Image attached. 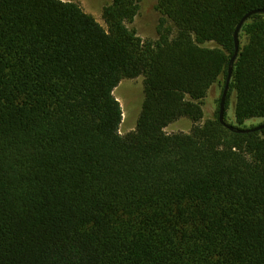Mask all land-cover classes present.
<instances>
[{"label":"trees","instance_id":"16d2710c","mask_svg":"<svg viewBox=\"0 0 264 264\" xmlns=\"http://www.w3.org/2000/svg\"><path fill=\"white\" fill-rule=\"evenodd\" d=\"M139 1L104 5V27L75 1L0 0V264H264V128L202 120L264 0H156V38L128 26ZM238 40L223 119L246 128L264 118V12ZM138 76L122 135L113 89ZM180 117L190 131L167 132Z\"/></svg>","mask_w":264,"mask_h":264},{"label":"rangeland","instance_id":"374dc122","mask_svg":"<svg viewBox=\"0 0 264 264\" xmlns=\"http://www.w3.org/2000/svg\"><path fill=\"white\" fill-rule=\"evenodd\" d=\"M70 1V0H69ZM77 2L84 11L92 14L96 20L105 27L101 17L102 8L110 3L111 0H71ZM156 0H140L138 12L132 23L128 26L134 28L136 33L142 38H156V28L161 20V16L156 9ZM170 25L169 22L166 23ZM213 46L211 42L204 44ZM222 89L221 85L215 83L212 85L202 99L203 121L207 118H214L218 108ZM113 94L119 101L122 109V120L119 127L120 134L124 135L133 130L143 101V76L135 78H123L113 89ZM235 94L231 92L228 98V104L225 107V117L227 122L236 124L234 117ZM264 121V118L246 119L241 126L252 127ZM192 122L188 117H180L169 123L165 130L167 132L183 131L189 132Z\"/></svg>","mask_w":264,"mask_h":264},{"label":"water","instance_id":"95a60500","mask_svg":"<svg viewBox=\"0 0 264 264\" xmlns=\"http://www.w3.org/2000/svg\"><path fill=\"white\" fill-rule=\"evenodd\" d=\"M263 12H264V8L252 9V10L246 12L245 14H243L242 17L237 22L235 29H234V32H233L234 52H233L232 56L230 57V61H229L228 68H227V74H226L225 81H224V86L222 88V92H221L220 99H219V104H218L219 122L221 124H223L224 126H226L229 130L236 131L238 133L259 131V130L264 128V122L259 123L255 126H252V127H248V128H236L233 125L226 124L224 122V119H223L224 118L225 99H226V94H227V91L229 88V82H230L231 73H232V63L234 62V60L237 56V53H238V49H239V40H238L239 29H240L241 25L244 23V21L247 20L251 15H253L255 13H263Z\"/></svg>","mask_w":264,"mask_h":264}]
</instances>
